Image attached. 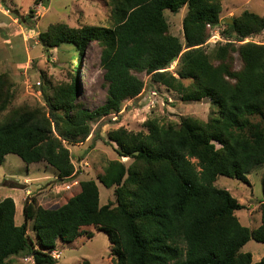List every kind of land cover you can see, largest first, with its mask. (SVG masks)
<instances>
[{
    "label": "trees",
    "instance_id": "1",
    "mask_svg": "<svg viewBox=\"0 0 264 264\" xmlns=\"http://www.w3.org/2000/svg\"><path fill=\"white\" fill-rule=\"evenodd\" d=\"M33 2L45 6L49 0ZM108 6L110 25L73 29L54 24L37 35L43 48L70 45L76 52L70 83L49 93L43 89L44 108L10 109L12 86L7 75H0V115L9 110L0 120V165L13 154L26 165L52 167L58 181L73 179L67 146L84 143L93 123L120 115L123 101L140 96L144 83L136 74L177 94L182 104L207 99L217 111L206 120L185 115L164 125L147 119L143 131H109L117 157L130 163L107 162L96 180L76 182L56 209L30 200L19 226L13 200L3 199L0 264L20 255L33 264H57L52 254L61 244L100 232L108 238L112 264H264V256L252 263V256L241 252L249 241L264 244V198L261 224L250 230L235 216L243 206L214 185L217 177L248 184V175L264 165V45L249 40L264 32V17L244 10L232 24L226 21L225 42L206 53L208 26L219 24L221 0H109ZM184 7L183 46L169 34L164 13ZM93 40L101 47L107 88L104 103L89 111L78 100L76 74ZM174 62L178 70L172 73L168 69ZM261 179L264 195V172ZM96 181L113 190L114 200L100 206Z\"/></svg>",
    "mask_w": 264,
    "mask_h": 264
},
{
    "label": "rangeland",
    "instance_id": "2",
    "mask_svg": "<svg viewBox=\"0 0 264 264\" xmlns=\"http://www.w3.org/2000/svg\"><path fill=\"white\" fill-rule=\"evenodd\" d=\"M108 5L109 0H49L45 6L34 5L33 0H0V75H7L12 86L14 97L10 109L23 105L44 108L43 89L49 93L50 89L67 85L72 79V67L76 66L73 46L46 49L39 43L37 35L54 24H64L73 29L110 25L111 10ZM221 5L219 24L211 28L210 38L204 45L206 53L215 44L225 42L223 32L226 21L238 17L244 10L264 17V0H221ZM5 8L10 13H4ZM31 9L33 17L27 18ZM185 13L186 7L176 14L168 11L164 13L169 34L176 37L183 46L182 20ZM249 40L264 45V32ZM100 56L101 47L93 40L85 48L77 66L78 100L89 111L101 106L106 97L107 86L103 80V70L100 69ZM233 66L236 70L240 68L236 53L233 54ZM168 70L177 72V62ZM136 76L144 83L140 96L123 101L120 115H111L93 123L92 134L84 143L67 146L75 168L73 179L58 181L55 170L44 163L26 165L16 155L5 157L0 165V202L5 198L13 200L16 208L15 225L23 223L22 208L30 200L34 199L43 208L56 209L71 191L64 186L72 180H96L97 176L103 174L107 162L112 160L118 159L128 165L130 160L118 158L116 147L108 141L106 135L109 131L120 127L132 132L143 131V123L147 119H156L164 125L167 122L177 123L185 115L206 120L210 111H217L216 106H210L207 99L197 105L182 104L177 94L152 82L149 76ZM183 82L185 85L190 83L188 80ZM8 113L9 110L3 112L0 120ZM263 172L264 165L255 168L247 177L248 184L227 177H217L214 182L217 189L228 191L243 206V209L235 212V216L250 230L261 224L259 204L264 198L261 179ZM96 183L100 206L114 200L112 189ZM28 235L33 241L30 224ZM241 252L250 254L252 263H256L264 256V244L249 241ZM52 255L59 258L57 264H112L108 238L102 232L95 233L92 239L74 241L72 245L61 244ZM11 264H33V260L20 255L13 257Z\"/></svg>",
    "mask_w": 264,
    "mask_h": 264
},
{
    "label": "built area",
    "instance_id": "3",
    "mask_svg": "<svg viewBox=\"0 0 264 264\" xmlns=\"http://www.w3.org/2000/svg\"><path fill=\"white\" fill-rule=\"evenodd\" d=\"M3 12L7 14V13H10V10L7 9V8H5V9L3 10ZM208 28L211 29L212 27H211V26H208ZM152 95L154 96L155 93L153 92ZM75 184H76V182L73 181V182H71L70 184L65 185L64 188H65L66 190H69V189H70L73 185H75Z\"/></svg>",
    "mask_w": 264,
    "mask_h": 264
},
{
    "label": "water",
    "instance_id": "4",
    "mask_svg": "<svg viewBox=\"0 0 264 264\" xmlns=\"http://www.w3.org/2000/svg\"><path fill=\"white\" fill-rule=\"evenodd\" d=\"M228 23L232 24L233 22L231 20L227 21Z\"/></svg>",
    "mask_w": 264,
    "mask_h": 264
},
{
    "label": "crops",
    "instance_id": "5",
    "mask_svg": "<svg viewBox=\"0 0 264 264\" xmlns=\"http://www.w3.org/2000/svg\"><path fill=\"white\" fill-rule=\"evenodd\" d=\"M263 255H264V254H263ZM262 257H263V256H262ZM262 257H261V258H262Z\"/></svg>",
    "mask_w": 264,
    "mask_h": 264
}]
</instances>
